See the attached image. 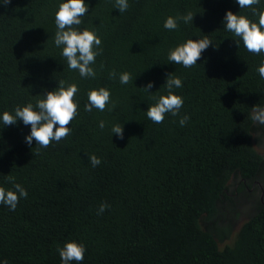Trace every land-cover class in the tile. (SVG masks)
<instances>
[{
	"label": "trees",
	"instance_id": "trees-1",
	"mask_svg": "<svg viewBox=\"0 0 264 264\" xmlns=\"http://www.w3.org/2000/svg\"><path fill=\"white\" fill-rule=\"evenodd\" d=\"M88 2L82 27L95 29L103 48L95 79L64 68L53 42L59 0L0 4V111L35 103L34 95L58 80L79 86V115L59 143L29 147V127L0 125V185L11 187L4 184L11 175L29 193L15 211L0 205V258L61 264L57 248L77 240L87 248L83 264H264L261 203L224 248L203 226L219 217L232 178L264 175L254 139L264 125L251 119L252 106H264V79L256 71L264 55L238 47L221 24L229 9L258 16L233 0H129L123 14L114 0ZM252 7L264 10V0ZM188 11L196 14L193 24L163 28L167 16ZM204 35L219 48L209 47L191 68L168 62L170 48ZM113 70L130 72L132 80L121 85L118 75L110 78ZM170 73L183 80L175 91L184 98L180 115L191 117L184 127L180 116L155 124L144 112ZM149 81L153 92L142 88ZM95 87L111 90L112 111L84 110ZM115 123L124 124L123 139L112 136ZM92 154L102 159L95 168ZM101 203L110 207L98 215Z\"/></svg>",
	"mask_w": 264,
	"mask_h": 264
},
{
	"label": "clouds",
	"instance_id": "clouds-1",
	"mask_svg": "<svg viewBox=\"0 0 264 264\" xmlns=\"http://www.w3.org/2000/svg\"><path fill=\"white\" fill-rule=\"evenodd\" d=\"M11 0H0V4L8 5ZM239 9H251L252 16H258V20L251 19L248 15L240 14V11L234 13L227 10L222 21V29L231 33L236 45L243 47L254 55H264V10H257L252 7L258 5L261 0H233ZM88 0H59L58 6L54 12V23L56 31L54 33V45L60 49V55L66 62L64 64L70 71L78 72L83 79H95L97 73L93 65L96 58L103 52L102 39L95 29L82 27L84 17L89 13ZM129 0H114L113 7L118 9L120 14L126 12L129 8ZM196 14L188 11L184 14L175 16L169 15L164 19L163 28L168 31L179 29L180 22L184 24H193ZM218 49L214 41L204 35L198 39L193 37L170 48L167 54L169 63L181 65L184 68H191L197 65L202 54L209 48ZM261 79H264V60H261L256 68ZM119 79L121 85H127L132 80L130 72L116 71L110 73V78ZM155 82L149 81L144 87L149 92L154 87ZM183 87V80L180 76L170 73L166 76L165 83L160 87L162 94L153 96V103L148 106L145 112L148 120L155 124H160L165 120L166 115L172 117L180 116L179 125L184 127L191 119L190 115H180L184 106L183 96L176 93V89ZM79 92V86L76 83H68L64 80H58L57 86L52 90H44L34 95L39 97L35 103L28 102L23 105H16L12 110L0 111V125L8 127L22 122L30 130L24 137V142L31 147L33 141L36 146L44 149L50 143H59L63 138L71 133L69 124L79 115V100L74 99ZM166 93V94H163ZM87 103L84 110L92 112L93 109L104 112L106 106L112 111L116 104L112 100L111 90L108 87H95L87 91ZM251 119L264 125V106H252ZM98 127L103 130L106 127L104 120L99 121ZM112 136L116 135L120 139L124 138V124L115 123L111 126ZM88 160L93 168L102 163V159L95 154L88 156ZM4 184H10L11 187L0 185V205H3L9 211H15L21 199L28 198L27 189L16 182L11 175H5ZM107 203H101L97 214H103L109 208ZM86 245L77 240H66L62 246L57 248L61 264H83ZM0 264H9L5 258H0Z\"/></svg>",
	"mask_w": 264,
	"mask_h": 264
},
{
	"label": "rangeland",
	"instance_id": "rangeland-1",
	"mask_svg": "<svg viewBox=\"0 0 264 264\" xmlns=\"http://www.w3.org/2000/svg\"><path fill=\"white\" fill-rule=\"evenodd\" d=\"M257 125L260 127V124L257 123ZM261 135L264 137V130L254 134L255 147L264 155V138L260 141ZM240 181V179L236 180L235 178L230 180L229 187L231 192L234 190L235 183ZM231 199L221 206L220 215L216 221L212 223L205 222V225H203L205 229H209L214 233L221 248L232 244L242 226L256 213L258 208L253 213L251 209L250 211L247 209L259 207L261 203L260 191L256 190L246 192L244 197L237 200L232 196ZM223 231H226V233H223Z\"/></svg>",
	"mask_w": 264,
	"mask_h": 264
},
{
	"label": "flooded vegetation",
	"instance_id": "flooded-vegetation-1",
	"mask_svg": "<svg viewBox=\"0 0 264 264\" xmlns=\"http://www.w3.org/2000/svg\"><path fill=\"white\" fill-rule=\"evenodd\" d=\"M263 138L264 137L261 135L260 141H262ZM235 179L236 180L240 179L241 181L235 183L234 190L232 192H230L229 189L228 192L229 200H232L230 199L231 196L237 200L239 198L244 197L246 195V192L248 193L249 191L253 192L254 190H256V191H260L261 204L264 206V175L260 176L259 179L253 181H246L244 179H241L240 177H236ZM229 200L226 199L224 204H226ZM257 208L259 207L249 208L247 210L250 211L251 209V212L253 213L254 211H256L255 209Z\"/></svg>",
	"mask_w": 264,
	"mask_h": 264
}]
</instances>
